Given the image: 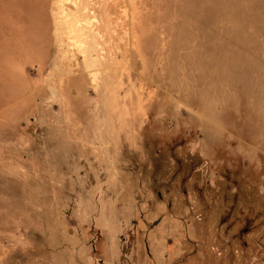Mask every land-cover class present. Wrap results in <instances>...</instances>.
Masks as SVG:
<instances>
[{"label":"rangeland","instance_id":"rangeland-1","mask_svg":"<svg viewBox=\"0 0 264 264\" xmlns=\"http://www.w3.org/2000/svg\"><path fill=\"white\" fill-rule=\"evenodd\" d=\"M0 90V264H264V0H0Z\"/></svg>","mask_w":264,"mask_h":264},{"label":"bare ground","instance_id":"bare-ground-1","mask_svg":"<svg viewBox=\"0 0 264 264\" xmlns=\"http://www.w3.org/2000/svg\"><path fill=\"white\" fill-rule=\"evenodd\" d=\"M16 73V72H15ZM5 92V94H10V95H12V92H14L13 90H7V91H4ZM2 92H1V90H0V94H1ZM1 96V95H0Z\"/></svg>","mask_w":264,"mask_h":264}]
</instances>
